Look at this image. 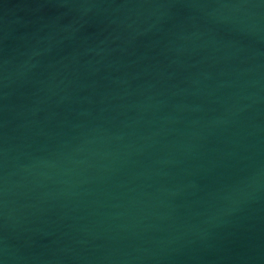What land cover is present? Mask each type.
Instances as JSON below:
<instances>
[{"label": "water", "instance_id": "95a60500", "mask_svg": "<svg viewBox=\"0 0 264 264\" xmlns=\"http://www.w3.org/2000/svg\"><path fill=\"white\" fill-rule=\"evenodd\" d=\"M0 264H264V0H0Z\"/></svg>", "mask_w": 264, "mask_h": 264}]
</instances>
